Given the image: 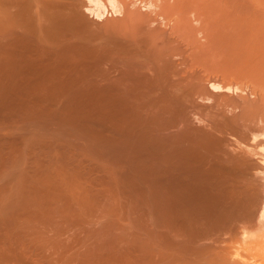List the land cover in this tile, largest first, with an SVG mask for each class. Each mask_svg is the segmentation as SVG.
<instances>
[{
  "label": "bare ground",
  "instance_id": "6f19581e",
  "mask_svg": "<svg viewBox=\"0 0 264 264\" xmlns=\"http://www.w3.org/2000/svg\"><path fill=\"white\" fill-rule=\"evenodd\" d=\"M164 3L0 0V264H264V86Z\"/></svg>",
  "mask_w": 264,
  "mask_h": 264
},
{
  "label": "rangeland",
  "instance_id": "374dc122",
  "mask_svg": "<svg viewBox=\"0 0 264 264\" xmlns=\"http://www.w3.org/2000/svg\"><path fill=\"white\" fill-rule=\"evenodd\" d=\"M164 1H166V3H164V7L168 10L170 9L171 12L173 11L172 15L174 18H179L177 19V23H179V21L181 22L179 26H181V24L183 25V23L186 24L180 27L181 30L183 29L184 36H186V38L189 36L187 39L184 38L185 42L188 43L190 41L192 43V46L188 43V52L192 51L189 53L187 52L186 55H193V59H197L198 57L199 60L197 59V62H200L201 60L202 64L206 63L203 65L201 64L202 66L200 65L201 75L199 74V77H202V80L205 83L208 84L207 80L211 77L213 79L210 80L217 78L218 81L219 78L223 77L221 82L224 79V82H228L227 79L229 80L230 78L233 81L237 79V81H240L243 79L242 82L238 83L236 81V83L241 84L247 81V84H251V86L257 87L258 89L263 88L262 86L259 87V85L256 84L261 83L264 86V0ZM142 7L143 4L139 3L136 8H139L138 10L145 11ZM180 15L183 17L181 18ZM108 18L109 21H112L110 23L113 24L114 18L111 17L110 19V16ZM109 21H107L108 24H110ZM117 23H119V21ZM164 26L165 25L162 27ZM185 31L191 33L192 35ZM181 32L182 31L179 33L182 35L183 33ZM180 34L177 35L175 33L171 35V41H173L171 43L173 46L184 41L181 40ZM168 42H170V40ZM185 42L183 43L185 44ZM196 47L203 49L200 53H197L199 49L197 50ZM191 53L193 54L191 55ZM204 58H206V60ZM218 59H220L222 64ZM214 63L215 65H219L218 68L217 65H214ZM211 67L212 69H210ZM213 68H215V71L218 69L221 71L218 70V72H215ZM226 68L229 69L227 70ZM221 74H223V76ZM230 75L232 76L230 77ZM204 77L210 78H207L206 80ZM253 83L254 85H252Z\"/></svg>",
  "mask_w": 264,
  "mask_h": 264
}]
</instances>
